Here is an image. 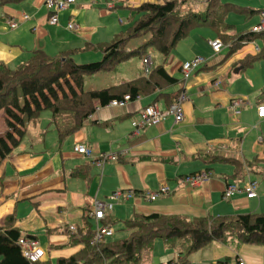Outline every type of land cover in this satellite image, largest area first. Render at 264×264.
<instances>
[{
	"label": "crops",
	"instance_id": "1",
	"mask_svg": "<svg viewBox=\"0 0 264 264\" xmlns=\"http://www.w3.org/2000/svg\"><path fill=\"white\" fill-rule=\"evenodd\" d=\"M109 1L75 0L59 13V22L51 24L45 0H0V62L15 69L36 50L50 57L75 51L73 60L80 61L76 63L100 60L101 50H79L87 43L97 46L123 33L132 24L124 27L125 23L139 17L135 18L136 8L149 0H116L113 8L107 6ZM193 2L202 10L206 5L205 0ZM223 2L252 9L255 12L250 17H256L241 22V27L228 33L253 32L260 22L264 1ZM24 15L29 18L24 19ZM11 20L17 21L18 26L13 28ZM70 23L74 28L68 27ZM194 30L166 59L149 48L144 56H132L104 71L114 74L108 87L133 82L146 77L143 59L150 57L151 67L163 64L169 75L180 79L179 84L141 92L139 98L136 96L124 107L97 104L75 130V118L70 112L54 115L50 111L55 127L40 123V116L32 120L38 136L26 141L22 138L20 145L0 164V227L8 216L14 215V226L38 240L44 250L39 261L42 264H57L61 258L84 252L85 243L75 239L77 230L70 226L81 228L85 217L93 211L94 200H106L116 189L154 191L168 185L171 192L154 201L138 196L115 204L102 221L114 231L108 242L128 237L130 229L125 222L134 214L159 213L192 219L264 213V118L257 113L258 105L264 103V60L244 65L249 57L260 52L256 46L260 49L263 41L246 42L232 53L225 47L214 55L209 41L219 38L217 32L210 29L213 33L206 31L202 35ZM141 42L130 47L135 49ZM196 56L209 60L183 81L182 64ZM217 79L221 83L215 86ZM180 89L187 93L182 121L175 123L171 115L138 135L133 134L132 123L144 107L155 103L165 109L170 94ZM238 99L244 102L237 106L239 113H236L232 103ZM0 116L4 121L2 135L7 127L5 115L1 112ZM78 144L96 153H115L117 160L98 166L76 152ZM235 161L246 167L239 173L241 177ZM75 170L82 174L73 175ZM204 170L211 175L206 184L197 187L181 184L184 176ZM249 176L258 180V197L248 199L239 195L223 199L227 182L242 183ZM179 252L158 238L139 264H174ZM190 260L191 264L222 261L236 264L239 260L245 264H264V245L214 241L192 253Z\"/></svg>",
	"mask_w": 264,
	"mask_h": 264
},
{
	"label": "trees",
	"instance_id": "2",
	"mask_svg": "<svg viewBox=\"0 0 264 264\" xmlns=\"http://www.w3.org/2000/svg\"><path fill=\"white\" fill-rule=\"evenodd\" d=\"M184 1L144 2L136 8L139 17L123 33L97 46L87 43L79 50H101L103 57L100 60L76 63L72 57L75 51L50 57L44 51L36 50L30 59L15 69L0 62V113L5 115L7 127L0 135V164L20 145L27 122L36 120L43 110H50L54 115L70 111L75 118V130L95 110L97 104L106 106L112 99H121L126 94L135 99L141 92L150 93L179 84L180 79L169 75L161 64L153 66L146 77L133 82L102 90L84 89L86 75L110 71L132 56H144L151 47L166 59L176 45L197 27H209L217 32L224 45L229 47L228 53L236 51L246 42L260 39L263 41L260 52L256 57H249L244 65L250 66L254 60H264V31L228 33L234 29L233 25L226 22L230 12L250 16L255 11L224 3L223 0H205L203 12H200V8L198 11L192 8L182 13L180 9ZM137 40L143 42L132 49L130 46ZM182 90L170 94L167 107L178 98ZM235 166L241 177L239 173L246 170L245 165L235 161ZM81 174L79 170L73 172L75 176ZM14 222V215H10L5 219V225L0 227V264H42L30 262L23 255L18 244L22 233L14 226ZM125 223L130 229L128 237L106 241L98 249L90 244L94 226L89 214L74 234L76 240L85 243L84 252L61 258L57 264H139L150 253L158 238L180 251V257L174 264H191V254L214 241L264 245V213L192 219L159 213L134 214Z\"/></svg>",
	"mask_w": 264,
	"mask_h": 264
},
{
	"label": "built area",
	"instance_id": "3",
	"mask_svg": "<svg viewBox=\"0 0 264 264\" xmlns=\"http://www.w3.org/2000/svg\"><path fill=\"white\" fill-rule=\"evenodd\" d=\"M116 0H111L107 3L109 8L115 6ZM75 0H45V5L49 11V22L51 24H57L59 22V13L66 10L70 5L74 4ZM27 15H24V19H28ZM9 24L15 28L18 26V22L15 20L9 21ZM70 29L74 28V24L70 23L68 25ZM255 33H260L264 31V9L260 11V22L252 29ZM209 45L212 49L214 55L219 54L222 50L227 47L224 45L220 38H215L209 41ZM256 50L259 51V47L256 46ZM209 58L204 56H196L189 61L182 64L181 70L183 73V80L189 79L191 74L200 68H202L208 62ZM144 71L146 76L151 72V59L150 57L143 59ZM221 83L219 79L215 81V86ZM139 98V96H137ZM133 98L130 94H126L121 99H112L107 105L110 107H124ZM187 100V93L183 91L180 93L178 98L167 108L161 109L157 104H149L144 107L140 113L139 117L135 119L132 123L133 134L138 135L141 130L148 128L153 125H157L165 121L169 116H174L175 123L182 121L184 112L183 104ZM244 101L242 99L235 100L232 103V107L239 113L237 106L242 104ZM257 113L260 118H264V103L259 104L257 107ZM76 152L85 157L92 159L94 163L98 166H103L108 161H116L117 155L115 153H96L90 147L78 144L75 147ZM211 178L210 171L204 170L193 174H189L182 178L181 184L190 187H197L206 184ZM171 192L168 185H163L157 190H143L137 192L135 190L128 189H116L113 191L106 200L95 199L93 203V211L90 213L91 219L94 221V234L90 240V244L99 249L100 245L107 241V238L113 235V229L102 223L106 218V212L112 211L113 207L117 203L124 202L129 199H133L138 196L145 197L149 201H154L162 195H167ZM245 195L246 198L252 199L258 197V180L252 178L251 176L242 183L230 181L227 182L223 190V199L230 200L236 196ZM70 229L76 230L74 225L70 226ZM18 244L21 247L23 255L33 263L39 262L44 256V250L39 246L38 240L22 234L18 238ZM160 264H173L169 262H162ZM218 264H231L226 261L219 262ZM236 264H245L244 261L239 260Z\"/></svg>",
	"mask_w": 264,
	"mask_h": 264
},
{
	"label": "rangeland",
	"instance_id": "4",
	"mask_svg": "<svg viewBox=\"0 0 264 264\" xmlns=\"http://www.w3.org/2000/svg\"><path fill=\"white\" fill-rule=\"evenodd\" d=\"M179 1H183V0H179ZM193 1L194 0H185L184 3L181 5L180 12L184 13L187 10L192 9V8H193V11H195V10L198 11V8H196L195 3ZM223 1H226V0H223ZM245 1H250V0H245ZM160 2H163V0H160ZM204 8L205 7H203V10H204ZM203 10L200 11V12H203ZM137 16H139V13L135 14V18H137ZM254 19H256L255 16L250 17V16H248L247 14H244V13L230 12L227 15V17H226V22L229 23V24H232L234 22L233 24H235V25L233 27H236L238 29L239 27H241V25H240L241 22L250 21V20L253 21ZM134 20H136V19H131L130 21H128V23L126 22L124 27H127L129 24H131V22L133 23ZM246 27H247V25L243 26L242 28H246ZM205 29H207V30H205ZM194 31H195L194 32L195 34H197L196 33V31H197L199 34H202V35L204 33H206V31H209L210 33H213V31L210 30V28H205V27H202V26L197 27ZM238 32H243V31H238ZM139 40H141V39H139ZM139 40H137V41H139ZM150 50L158 52L154 48H152ZM97 60H99V59H97ZM75 61L76 62H80V61H78L77 58H75ZM112 75H114V74H112V72H107V73L106 72H100V73L86 75L85 76V80H84V89H85V91L102 90V89L108 88L109 84H111V81L114 80ZM61 112L62 113H67V112H70V111H61ZM40 123H48V124H50V126L55 127V123L52 122V113L50 112V110H43L41 112V114H40ZM3 126H4V121H3L2 116H0V130L3 128ZM26 129H27V132H26V134L23 137L24 141H26L29 137H34L35 138V137L38 136L37 132H35V130L33 129L31 121L27 122Z\"/></svg>",
	"mask_w": 264,
	"mask_h": 264
}]
</instances>
